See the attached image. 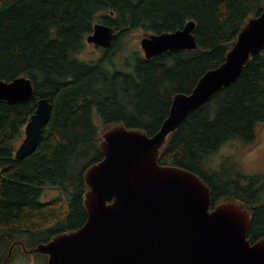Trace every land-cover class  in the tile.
I'll use <instances>...</instances> for the list:
<instances>
[{"label":"trees","instance_id":"trees-1","mask_svg":"<svg viewBox=\"0 0 264 264\" xmlns=\"http://www.w3.org/2000/svg\"><path fill=\"white\" fill-rule=\"evenodd\" d=\"M263 8L264 0H0V81L27 77L34 85L27 101L0 100V264H9L16 248L29 251L83 227L84 173L104 157L103 129L123 123L157 134L173 97L190 94L206 72L222 65ZM191 21L197 49L150 60L136 55L132 72H111L105 58L120 51L117 42L127 34L176 32ZM98 23L114 29V40L109 49L99 47L103 59L87 62L80 54ZM41 98L53 105L51 119L37 149L18 160L17 144ZM262 125L264 49L235 82L187 116L159 160L199 175L211 189L212 208L231 201L250 211L252 244L264 240V175L245 176L238 165L212 172L206 163L227 142L254 147ZM92 154L75 175L76 165ZM46 189L62 196L43 202Z\"/></svg>","mask_w":264,"mask_h":264},{"label":"water","instance_id":"water-1","mask_svg":"<svg viewBox=\"0 0 264 264\" xmlns=\"http://www.w3.org/2000/svg\"><path fill=\"white\" fill-rule=\"evenodd\" d=\"M195 27L191 21L182 30L142 38L145 58L197 49ZM114 36L113 28L98 23L87 42L109 49ZM263 49L264 8L242 28L222 65L206 72L190 94L173 97L157 134L123 123L106 126L100 143L104 157L84 173L87 222L31 252L48 255L47 264H264V240L252 244L248 239L250 211L231 201L212 208L211 189L199 175L159 163L169 136L187 116L235 82ZM33 93L27 77L0 81L1 101H27ZM52 110L47 98L38 101L16 159L37 149Z\"/></svg>","mask_w":264,"mask_h":264},{"label":"rangeland","instance_id":"rangeland-1","mask_svg":"<svg viewBox=\"0 0 264 264\" xmlns=\"http://www.w3.org/2000/svg\"><path fill=\"white\" fill-rule=\"evenodd\" d=\"M144 37L145 32L143 30H135L117 42L116 49H120V51L114 54L111 60L110 58H105L112 69L111 72L113 70L121 72L133 71L135 59L137 58L136 55L145 57L144 51L140 46V42ZM104 55L105 53H103L102 49L86 42L80 57L87 62H96L103 59ZM24 137L18 142L17 148L22 143ZM93 158H95V154L81 160L76 165L74 174L78 175L80 170ZM206 165H208V169L213 170L212 172L215 170H218L220 173L222 171L230 172L234 165H238L241 173L245 176L254 174L264 175V125L259 127L258 143L254 147L239 140L227 142L218 152L210 156ZM59 196H62L60 191L46 189L42 194L41 201H50ZM47 262L48 256L45 254L32 253L29 255L24 250L22 251V248H16L14 253H11L9 264H47Z\"/></svg>","mask_w":264,"mask_h":264},{"label":"flooded vegetation","instance_id":"flooded-vegetation-1","mask_svg":"<svg viewBox=\"0 0 264 264\" xmlns=\"http://www.w3.org/2000/svg\"><path fill=\"white\" fill-rule=\"evenodd\" d=\"M97 47V46H96ZM24 251H26V250H24Z\"/></svg>","mask_w":264,"mask_h":264}]
</instances>
